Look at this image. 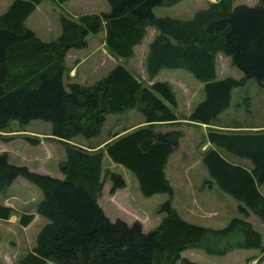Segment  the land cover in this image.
I'll list each match as a JSON object with an SVG mask.
<instances>
[{
    "label": "trees",
    "instance_id": "16d2710c",
    "mask_svg": "<svg viewBox=\"0 0 264 264\" xmlns=\"http://www.w3.org/2000/svg\"><path fill=\"white\" fill-rule=\"evenodd\" d=\"M42 1L12 0L0 12V130L8 129L13 118L21 124L38 118L50 121V132L62 140L66 154L60 162L63 175L54 176L13 163L6 152H0V219H8L16 210L2 198L18 176L42 190L36 209L48 218L36 245L19 264H175L190 247L219 255L236 248H258L264 258V234L248 218L254 213L264 220V128H220V114L231 106L235 87L251 78L264 86V0L254 4L216 0L190 18L154 11L156 6L182 0H108L110 10L77 18L62 14L61 32L48 40L27 23ZM150 25L157 29L146 55L151 83L121 62L91 83L65 82L68 52L86 47L90 34L105 30L110 52L130 58ZM219 52L243 71L241 77L218 76ZM163 68H185L203 83L204 98L185 118L209 126L210 145L202 156L208 181L237 199L243 214L222 227L188 220L172 202L175 188L166 168L183 130L157 127L181 121L174 85L157 78ZM131 108L143 113L145 124L116 133L104 149L74 142L77 136L97 137L108 114ZM27 138L33 144L39 142ZM105 153L133 171L144 195L170 193L160 205L165 214L157 226L146 231L139 221L112 219L106 213L99 202ZM227 154L247 158L251 166ZM110 177L112 191L126 185L121 174L112 172ZM34 214L22 213L20 223L28 225ZM182 264L199 263L182 258Z\"/></svg>",
    "mask_w": 264,
    "mask_h": 264
},
{
    "label": "rangeland",
    "instance_id": "374dc122",
    "mask_svg": "<svg viewBox=\"0 0 264 264\" xmlns=\"http://www.w3.org/2000/svg\"><path fill=\"white\" fill-rule=\"evenodd\" d=\"M11 1L0 0V12ZM212 1L216 0H182L172 6H156L154 11L157 15L190 18L197 9ZM257 1L236 0L235 3L254 4ZM110 7L108 0H43L31 15L28 24L43 39H53L61 31L62 14L77 18L87 12L110 10ZM156 33L157 29L150 25L144 40L136 47L135 55L130 58L117 57L110 52L105 42V30L90 34L86 47L74 48L68 52L65 82L76 80L91 83L121 62L129 66L141 80L151 83L146 71V55L149 41ZM217 72L219 77L243 75V71L223 52H219L217 56ZM157 78L168 79L174 85L181 118H185L194 104L204 98L203 83L185 68H163ZM221 116L223 120L237 117L242 122L253 123L261 126L258 129H263L264 86L251 78L245 85L235 87L232 104ZM143 124L144 115L136 108L110 113L100 135L92 139L77 136L74 142L94 149H104L105 143L116 133L122 134ZM50 125V121L40 118L26 124H21L17 118L11 119L8 129L0 130V152H6L13 163L26 164L33 170L62 176L60 162L65 159V146L62 140L52 136ZM157 127L163 130L178 127L183 130L179 146L170 157L166 169L175 188L172 202L181 214L188 220L214 227L226 225L235 215L243 216L236 199L221 190L216 182L208 181L210 175L202 162V156L209 146L206 144L209 126L183 119L179 124L160 123ZM27 136L35 137L39 142L33 144ZM104 167L105 183L99 202L106 213L112 219L122 218L130 223L139 221L146 231L157 226L165 214L160 211V205L170 198V193L144 195L133 171L114 162L107 153L104 156ZM112 172L125 178L124 187L112 191ZM9 189L2 199L16 210L8 219H0V264H19L20 259L36 245L38 232L48 218L37 212L36 206L43 197V192L36 184L18 176ZM24 212L35 213L28 225L20 223ZM248 218L264 234V220L254 213ZM182 258L192 259L199 264H264L262 252L258 248H236L219 255L207 253L200 247H190L181 252V257L175 264H182Z\"/></svg>",
    "mask_w": 264,
    "mask_h": 264
},
{
    "label": "crops",
    "instance_id": "0c3cea01",
    "mask_svg": "<svg viewBox=\"0 0 264 264\" xmlns=\"http://www.w3.org/2000/svg\"><path fill=\"white\" fill-rule=\"evenodd\" d=\"M38 7V6H37ZM7 8V7H6ZM5 8V9H6ZM37 9V8H36ZM3 12V11H2ZM33 14V13H32ZM31 14V15H32ZM31 15L28 17V19H27V23H28V21H29V19H30V17H31ZM29 25V24H28ZM30 27H31V25H29ZM33 28V27H32ZM34 29V28H33ZM35 30V29H34ZM37 32V31H36ZM61 32V31H60ZM41 38H42V36L39 34V33H37ZM144 40V39H143ZM151 40H152V38H151ZM150 40V41H151ZM150 41H149V43H150ZM139 45V44H138ZM137 45V46H138ZM136 46V47H137ZM76 49H78V48H76ZM157 77H160V73H159V75L157 76ZM226 111V110H225ZM225 111H223L222 113H224ZM178 113H179V111H178ZM221 113V114H222ZM189 114V113H188ZM221 114H220V116H221ZM179 116H180V114H179ZM181 117V116H180ZM186 120V118H180V120L182 121V120ZM237 121H239L240 123H237ZM221 122H222V124H223V126H220V128H223V129H244V130H257L259 127H261V126H259V125H256V124H253V123H246V122H242L240 119H238L237 117L236 118H232V119H229V120H223L222 119V116H221ZM238 124H240V125H242V126H234V125H238ZM203 125H206L205 123H203ZM92 139V138H91ZM207 145H210V143L209 142H207L206 143ZM177 150V149H176ZM176 150L171 154V156L176 152ZM230 158H232L233 160H235V161H238V162H242V163H244V164H246V165H248V166H251V161L249 160V159H247V158H241V157H237V156H232V155H229V154H227ZM170 156V157H171ZM169 160H170V158H169ZM169 162L170 161H168V164H169ZM168 164H167V167H168ZM167 169V168H166ZM210 179V178H209ZM16 181H17V178L15 179ZM14 180V182H13V184L16 182ZM13 184L11 185V186H13ZM10 186V187H11ZM9 187V188H10ZM10 190V189H9ZM261 190H262V192L264 193V184L263 185H261ZM236 204H238L239 205V201L236 199ZM104 207V206H103ZM105 209V208H104ZM255 224V223H254Z\"/></svg>",
    "mask_w": 264,
    "mask_h": 264
}]
</instances>
